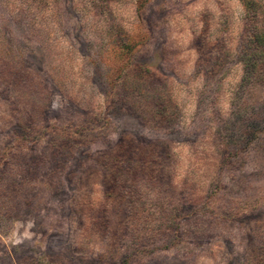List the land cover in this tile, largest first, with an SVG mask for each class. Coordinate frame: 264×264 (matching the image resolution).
<instances>
[{"label": "rangeland", "instance_id": "1", "mask_svg": "<svg viewBox=\"0 0 264 264\" xmlns=\"http://www.w3.org/2000/svg\"><path fill=\"white\" fill-rule=\"evenodd\" d=\"M247 14L0 0V264L264 263Z\"/></svg>", "mask_w": 264, "mask_h": 264}, {"label": "trees", "instance_id": "2", "mask_svg": "<svg viewBox=\"0 0 264 264\" xmlns=\"http://www.w3.org/2000/svg\"><path fill=\"white\" fill-rule=\"evenodd\" d=\"M247 10V16L250 20V33H248L247 41L249 50L253 49L254 52L248 51L247 60L245 62L247 74L255 75V79L264 82V32L258 28L259 12L255 0H242ZM250 75V76H251ZM247 76V75H246ZM264 264V263H262Z\"/></svg>", "mask_w": 264, "mask_h": 264}]
</instances>
